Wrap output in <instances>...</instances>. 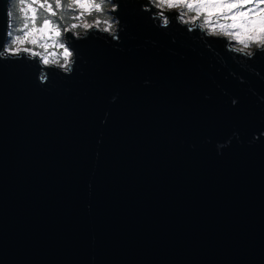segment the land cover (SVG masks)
<instances>
[{"label": "water", "instance_id": "water-1", "mask_svg": "<svg viewBox=\"0 0 264 264\" xmlns=\"http://www.w3.org/2000/svg\"><path fill=\"white\" fill-rule=\"evenodd\" d=\"M114 2L70 70L0 51V264H264V54Z\"/></svg>", "mask_w": 264, "mask_h": 264}, {"label": "snow or ice", "instance_id": "snow-or-ice-1", "mask_svg": "<svg viewBox=\"0 0 264 264\" xmlns=\"http://www.w3.org/2000/svg\"><path fill=\"white\" fill-rule=\"evenodd\" d=\"M19 3L24 5L25 0ZM106 3L111 7L106 8ZM117 7L114 0H31L20 8L23 28L6 32L0 51L70 70L74 55L70 42L79 38L77 30L111 34L114 22L104 17L115 13ZM141 7L162 27L177 20L208 36L227 39L234 50L248 57L264 54V0H146ZM88 17L93 18L91 23Z\"/></svg>", "mask_w": 264, "mask_h": 264}, {"label": "rangeland", "instance_id": "rangeland-1", "mask_svg": "<svg viewBox=\"0 0 264 264\" xmlns=\"http://www.w3.org/2000/svg\"><path fill=\"white\" fill-rule=\"evenodd\" d=\"M11 1V0H10ZM17 1V0H16ZM14 4V3H13ZM9 6H10V4H9ZM26 6V3L24 4V5H21L20 3H19V0L17 1V4H16V11H17V17L19 18V19H21V27H17V29H22L23 28V21H24V13L23 12H21L20 11V8H22V7H25ZM105 7L106 8H110L111 7V4L109 3V4H107V5H105ZM9 12H10V10H9ZM11 17L9 16V21H11V19H10ZM104 18H111L112 20H113V22H114V20H115V18L113 17V15L112 14H110L109 16H105ZM92 17H88L87 18V20H88V22H92ZM70 22V21H69ZM10 23H12V22H9V24ZM115 26H116V22H114V29H115ZM16 29V30H17ZM10 30H11V27H9V32H10ZM77 31H79L80 33H82L83 32V30L82 29H78ZM231 46H232V44H231ZM233 47V46H232Z\"/></svg>", "mask_w": 264, "mask_h": 264}, {"label": "flooded vegetation", "instance_id": "flooded-vegetation-1", "mask_svg": "<svg viewBox=\"0 0 264 264\" xmlns=\"http://www.w3.org/2000/svg\"><path fill=\"white\" fill-rule=\"evenodd\" d=\"M17 1L16 0H13V3H14L13 5H14L15 8H16ZM30 2H31V0H25V3L26 4L27 3H30ZM107 4H109V3H106L105 5H107ZM10 27H11L10 32L15 33L17 27H21V19H19L18 17L12 18V23H10Z\"/></svg>", "mask_w": 264, "mask_h": 264}, {"label": "trees", "instance_id": "trees-1", "mask_svg": "<svg viewBox=\"0 0 264 264\" xmlns=\"http://www.w3.org/2000/svg\"><path fill=\"white\" fill-rule=\"evenodd\" d=\"M9 10H10V12L13 13V15H12L11 18H10V19H11L10 22H12V18L17 17V11H16V8H15L14 5H13V0L10 1Z\"/></svg>", "mask_w": 264, "mask_h": 264}, {"label": "bare ground", "instance_id": "bare-ground-1", "mask_svg": "<svg viewBox=\"0 0 264 264\" xmlns=\"http://www.w3.org/2000/svg\"><path fill=\"white\" fill-rule=\"evenodd\" d=\"M9 26H10V24H9Z\"/></svg>", "mask_w": 264, "mask_h": 264}]
</instances>
